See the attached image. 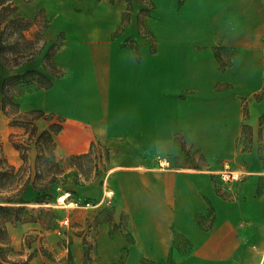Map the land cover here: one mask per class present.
<instances>
[{"label": "crops", "instance_id": "1", "mask_svg": "<svg viewBox=\"0 0 264 264\" xmlns=\"http://www.w3.org/2000/svg\"><path fill=\"white\" fill-rule=\"evenodd\" d=\"M103 1L79 0L77 11L55 14L61 74L37 89L39 108L60 121L62 154L108 149L114 208L113 219L97 226L98 260L257 264L264 256V0H183L181 30L149 37L136 35L132 19L115 33L123 5ZM158 156L169 166L159 167ZM224 162L241 171L239 180L220 179Z\"/></svg>", "mask_w": 264, "mask_h": 264}, {"label": "rangeland", "instance_id": "2", "mask_svg": "<svg viewBox=\"0 0 264 264\" xmlns=\"http://www.w3.org/2000/svg\"><path fill=\"white\" fill-rule=\"evenodd\" d=\"M79 0H15L19 11L23 16L32 19L36 11L44 9L50 17V25L55 14L67 12L72 8L77 11ZM93 1V0H90ZM113 5H123L126 12L129 11L128 20L133 21L137 36H150L151 30L165 32L166 30H181L179 18L183 0H151L153 10L143 16L138 12L140 5L133 4L129 7L121 1L110 2ZM130 8V10H128ZM126 9V10H125ZM152 12V14H151ZM74 15H79L76 12ZM152 15V16H151ZM84 25L86 17L80 15ZM150 16V17H148ZM85 17V18H84ZM123 18V17H122ZM73 19V18H72ZM77 20V18H75ZM126 20V19H125ZM148 20V21H147ZM149 22L151 28H149ZM48 26L46 35L61 41L62 35L55 26ZM124 22L116 28L117 33L124 26ZM40 59L35 58L29 66L39 68ZM37 90L26 92L18 99L20 112L40 109L37 101ZM43 111L38 120L39 128L45 129L49 124ZM9 119L0 113V162L5 161L18 169L28 166L31 176L41 168V158L37 157V150L32 145L27 153L26 162L20 157V153L13 147V141L20 142L26 138L22 130L8 125ZM56 158L63 167L64 183L57 185L52 191L47 202L30 201L26 204L36 221L18 223L9 227L12 245L15 250L21 252L14 255V259H25L34 250V256L29 264H101L95 251V234L98 224L103 220L113 219L114 204L103 200L106 174L111 167L109 152L105 145L90 149L86 155L70 159L71 155L62 154L56 146ZM35 191L28 190L25 197L33 200ZM75 202L77 204H75ZM89 203V204H87ZM50 210L53 217L45 214ZM51 218V219H50ZM51 220V226L46 227ZM47 224V225H45ZM117 226V223H114ZM120 264V263H117Z\"/></svg>", "mask_w": 264, "mask_h": 264}, {"label": "trees", "instance_id": "3", "mask_svg": "<svg viewBox=\"0 0 264 264\" xmlns=\"http://www.w3.org/2000/svg\"><path fill=\"white\" fill-rule=\"evenodd\" d=\"M109 1H121L129 7L140 5L138 12L143 16L149 13L153 5L151 0ZM128 15L127 10L122 14L124 24ZM49 23L50 17L42 8L36 11L32 19H28L21 14L15 0H0V113L9 119L10 127L18 128L27 135L20 142H12L20 157L26 162L27 153L33 145L38 159L42 160L41 168L37 167L32 176L26 165L15 169L5 161L0 162V264H29L35 250L25 259L12 258L21 252L12 245L9 227L36 221L26 204L30 201L47 202L51 191L65 180L62 178L63 167L55 153V137L61 128L60 121L49 114L47 128L40 129L38 120H46L42 116L43 110L37 108L22 113L18 102L26 92L50 87L51 77L61 74L54 63L60 43L49 41L45 35ZM37 57H40L42 69L29 66ZM86 154H72L70 159ZM28 190L36 192L33 200L25 197ZM43 212L53 217L50 210ZM50 226L51 220L46 227Z\"/></svg>", "mask_w": 264, "mask_h": 264}, {"label": "built area", "instance_id": "4", "mask_svg": "<svg viewBox=\"0 0 264 264\" xmlns=\"http://www.w3.org/2000/svg\"><path fill=\"white\" fill-rule=\"evenodd\" d=\"M156 162L157 165L161 168L169 166V161L165 156H158ZM241 175H242L241 171L233 168L231 164L228 162H224L221 168L218 170V176L225 183H231L237 181L241 178ZM113 194H114L113 188H111L110 186H106L104 189L103 200L107 202L111 201ZM75 204L77 203L75 202ZM257 264H264V256L261 257L260 261Z\"/></svg>", "mask_w": 264, "mask_h": 264}]
</instances>
